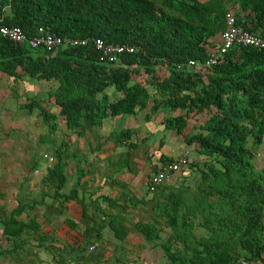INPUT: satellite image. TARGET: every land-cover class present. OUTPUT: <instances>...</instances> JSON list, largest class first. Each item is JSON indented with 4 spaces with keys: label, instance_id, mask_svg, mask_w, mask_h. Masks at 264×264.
Returning <instances> with one entry per match:
<instances>
[{
    "label": "trees",
    "instance_id": "trees-1",
    "mask_svg": "<svg viewBox=\"0 0 264 264\" xmlns=\"http://www.w3.org/2000/svg\"><path fill=\"white\" fill-rule=\"evenodd\" d=\"M229 11L237 25L264 39V0H0L2 23L21 28L27 38L42 28L65 42L87 40L48 54L0 35V72L14 82L24 75L53 83L49 102L66 130L78 137L85 134V125L98 128L107 118L141 111L150 121L160 110L169 113L164 129L182 136L192 116L207 114L183 136L200 162L188 158L172 184L154 193L147 187L152 216L132 229L159 248L167 264H234L240 259L264 264V167L254 163L264 143V50L236 45L211 68L187 66L189 61L203 63L219 46ZM94 39L134 51L105 64ZM142 76L144 82L138 80ZM22 109L28 114L38 110L53 130L55 116L40 102L30 100ZM132 134L126 129L109 138L119 145ZM66 146L55 151L44 179L57 190L66 182ZM172 161L161 155L159 169ZM190 173L199 177L192 186L184 184L183 175ZM21 209L10 219L23 226L14 219ZM9 225H3L5 234H11ZM105 226L119 246L127 241L131 230L124 220L113 217ZM70 250L81 252L79 247Z\"/></svg>",
    "mask_w": 264,
    "mask_h": 264
},
{
    "label": "crops",
    "instance_id": "crops-1",
    "mask_svg": "<svg viewBox=\"0 0 264 264\" xmlns=\"http://www.w3.org/2000/svg\"><path fill=\"white\" fill-rule=\"evenodd\" d=\"M2 78L14 82L13 78L0 72V79ZM35 82L42 87H48V90L41 92L42 97H48V91L53 83ZM45 92L46 95L43 94ZM15 96L11 92H0V103H2L0 105L8 107L11 99L18 98ZM42 97L36 99L35 94L25 100L27 102L38 101L40 105L43 104L42 107L54 114L52 130L54 133H52L51 145L54 147V151L65 143L67 145L63 149L66 182L61 190H57L54 183L49 184L44 180L47 171L46 174L38 171L26 172L18 165L12 167V170L5 175L0 176V264H104L107 259H111L108 258L109 254L101 253L100 250V254L95 253L98 250L97 245L106 241V234H111L105 226V222L116 217L119 220H124L127 227H130L131 224L133 227L137 222L148 221L152 216V204L149 215L145 213L146 207L144 208V206L151 202L148 199L152 195L147 192V187L150 176L159 170V161L151 160L150 162L152 157L147 156L139 172L132 175L129 168L118 167L115 159L108 157L123 152L130 153L139 145L137 141L149 142L147 137L151 136L152 131L148 129L147 124L153 121V116L150 121L138 118L137 120L130 118L125 122L122 121L124 116L136 117L137 115L107 118L95 131L85 125V134L78 137L73 132L66 130L65 122L59 116V111L54 107L52 100L50 99L49 103L44 102ZM168 114L166 113V117L169 116ZM10 121L7 127L13 128ZM22 126L24 130L33 129L31 124L30 127L27 123ZM126 129L133 132L131 139L126 143L116 145V142L109 138L112 133H120ZM92 133H97V143L91 141ZM141 134L143 137L140 140L137 139L136 137H140ZM159 142L163 144L164 140L161 139ZM262 147L264 148V143ZM5 156L6 163L12 164L11 153L5 154ZM30 159L35 158L31 157ZM263 159V154L258 152L254 163L256 166V162L258 163L260 160L259 169L264 167ZM53 163L54 161L51 163L48 161L45 169L51 167ZM105 166L108 170L103 173L100 170ZM140 177L142 183L138 185ZM175 180L176 176L173 173L172 177L166 180L163 185L172 184ZM140 187H142V191L140 190L139 193L137 189ZM131 190L137 197L136 205L131 204V197H129ZM18 206H21L22 209L15 214L14 219L16 222L22 223L24 228L10 219L11 213L14 214ZM139 211L143 217L137 220L136 213ZM68 221H72V223L68 224ZM8 222L11 225L7 227V230L12 235L4 232L3 225ZM19 233L21 234L20 238L15 237ZM77 243H79L78 246ZM91 246H94L93 250H90ZM77 247L81 251L78 255L70 250ZM111 256L112 259L120 260L119 255L111 253Z\"/></svg>",
    "mask_w": 264,
    "mask_h": 264
},
{
    "label": "rangeland",
    "instance_id": "rangeland-1",
    "mask_svg": "<svg viewBox=\"0 0 264 264\" xmlns=\"http://www.w3.org/2000/svg\"><path fill=\"white\" fill-rule=\"evenodd\" d=\"M158 69V74L161 77H164L162 71ZM25 77L26 76L22 75V79L17 80L16 82H12L13 80H8L7 78L0 79L1 93L11 92L18 96V98H16L15 96V100L11 99L8 107H2L0 105V176L5 175V173L12 170V167H15L17 165L21 167L23 171L26 172L34 173L38 171L39 173L44 172V174H46L47 169L45 168L46 164L48 163V160L43 156L45 154L49 157L55 156L54 147L51 145L53 135L52 133L54 132L52 130L49 131V126L39 116L38 111L35 110L32 114L28 115L26 114L27 111L22 109L23 105L27 102L25 99L33 97L35 94L36 99H41V92H44V90L46 89L48 90V87H42L40 85H37L35 81H32L28 77H26L25 79ZM144 79L145 76L138 78V80H140L141 82H144ZM43 94L46 95V92ZM42 99L44 100V102L49 103V99L47 96L42 97ZM20 105L22 106V108ZM4 110L5 112H3ZM161 111L162 110H160L158 114L153 116V121L147 124L148 129L152 131L151 136L147 137L149 139V142L142 143L137 141L139 145L136 149L131 150L130 153L123 152L119 155L109 156L108 158L115 159V162L118 167L125 166L126 169L129 168L132 175L139 172V169H141L144 159L147 156L152 157L150 158V162L151 160L159 161V155H164L167 158H171L174 160L183 152L188 150V158L190 159V162H200V157L197 155L194 147L188 148L183 143V136L187 133L194 132V128L198 127V125L204 121V119L206 118L205 116L207 114L205 113L206 115L203 114L200 116H192L191 119L187 122V127L184 135L177 136L174 132L165 130L164 127L161 125L164 118H166L167 113V111ZM178 113L179 112H176L174 113V115H178ZM6 115L8 116L6 117ZM130 118L135 120H137V118L140 120H145L144 112H138L136 117L124 116L122 121L125 122ZM9 121L12 122L13 128L7 127ZM26 123L29 127L31 124L33 126V129L24 130L22 125ZM91 129L92 131H95L97 128ZM96 134L97 133H92V135H90L92 136V138L90 137V139L91 141H95L97 143L98 138L96 137ZM142 137L143 134H141L140 137L137 136L136 138L140 140ZM161 139L164 140V143L159 145V141ZM258 152H261L264 156L263 147H260ZM8 153H11L13 161L12 164L6 163L7 158L5 154ZM31 157H34L35 159H30ZM132 160L134 161L132 162ZM262 161L264 163V159ZM34 162H36V164H34ZM259 163L260 160L258 163L256 162L257 168H259L261 165ZM106 170H108L107 166L101 168L100 171L105 173ZM185 171L188 173V168ZM174 175L177 176L176 174ZM141 177L138 178V185L142 183ZM183 177H185L184 184L189 186L194 185L195 180L199 178L196 174L193 173H190L189 175L184 174ZM177 180H179L178 183L183 182V179L177 178ZM141 189L142 187L137 189L139 193ZM129 197H131V204L136 205L135 202L137 197L133 190H131V194L129 195ZM148 200L150 201V199ZM151 204L152 202H148V204L144 206V208L146 207L145 213L148 215L151 213ZM138 208L143 209L141 206H138ZM136 215L137 220L142 219L143 217V214L140 211L136 213ZM131 223L132 221L130 222V224ZM131 225L130 227H128L131 231L127 241L125 243L120 244V246L119 242L113 238L112 234H106L105 238L107 242L104 240V242L100 243V245H97L98 250L95 254H100V252L106 253L107 255L109 254L108 258H111L107 259L104 264H110L114 262L122 264H167L161 250L159 248L151 247L152 245L146 244L142 240L141 236L132 230L133 227ZM196 233L199 235L202 234L199 229H196ZM111 253L119 255L118 257L120 258V260L118 259L117 261L115 259H112Z\"/></svg>",
    "mask_w": 264,
    "mask_h": 264
},
{
    "label": "built area",
    "instance_id": "built-area-1",
    "mask_svg": "<svg viewBox=\"0 0 264 264\" xmlns=\"http://www.w3.org/2000/svg\"><path fill=\"white\" fill-rule=\"evenodd\" d=\"M3 15L0 13V35L16 45L28 44L32 49H41L48 54H54L58 49L65 44L70 46L86 45L87 40L72 39L68 42L63 41L60 37L46 32L44 29H38L36 35L27 38L21 28L13 26L8 27L4 25ZM93 44L95 49L99 52V60L105 64L118 63L120 56L123 54L133 53L134 48L129 45H108L101 39H94ZM242 45L245 47H252L257 50H264V39L244 30L240 25H237L236 15L233 11H229L225 15V29L220 36V44L213 49L209 57L203 62L189 61L187 66L191 69L211 68L220 59V56L226 54L233 46ZM188 151L183 152L177 159L166 163L157 172L153 173L149 178L148 191L154 193L159 186H161L171 175L188 163ZM50 163L54 161L53 157L46 154L43 156ZM94 246L90 247L93 250ZM23 264V263H22ZM234 264H258L253 259H240Z\"/></svg>",
    "mask_w": 264,
    "mask_h": 264
}]
</instances>
